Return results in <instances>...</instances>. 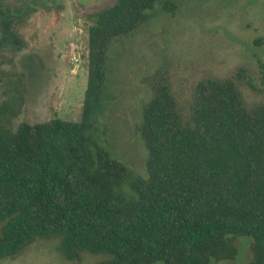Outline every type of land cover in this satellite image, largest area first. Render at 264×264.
I'll return each mask as SVG.
<instances>
[{"label":"trees","instance_id":"obj_1","mask_svg":"<svg viewBox=\"0 0 264 264\" xmlns=\"http://www.w3.org/2000/svg\"><path fill=\"white\" fill-rule=\"evenodd\" d=\"M177 11V0H116L86 15L80 122L15 128L28 77H0V260L46 240L79 264L85 254L108 258L97 264H213L236 260V241L248 237L250 264H264V100L248 102L244 89L264 91L250 69L203 79L186 106L169 70L156 72L136 126L149 177L129 184L130 195L121 191L130 168L94 138L111 50ZM21 14L0 0V49L25 47Z\"/></svg>","mask_w":264,"mask_h":264},{"label":"rangeland","instance_id":"obj_2","mask_svg":"<svg viewBox=\"0 0 264 264\" xmlns=\"http://www.w3.org/2000/svg\"><path fill=\"white\" fill-rule=\"evenodd\" d=\"M116 0H2L18 12V33L25 47L0 49V77L5 83L27 75L26 104L14 127L40 124L55 116L80 122L88 85L87 14ZM174 16L160 14L110 52L103 100L93 122L94 138L131 170L121 189L148 179L147 150L136 126L143 104L150 100L151 82L169 70L174 93L183 106L203 79H227L240 67L257 77L264 91V0H177ZM3 72L9 78L4 77ZM4 84V83H3ZM0 85V103L5 99ZM248 102L264 95L244 89ZM57 241L38 240L17 257L0 264H79L66 261ZM234 261L213 264H250L252 239L236 241ZM108 259L85 254L81 264Z\"/></svg>","mask_w":264,"mask_h":264}]
</instances>
